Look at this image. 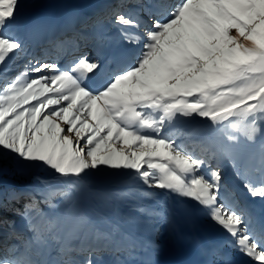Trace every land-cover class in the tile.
Instances as JSON below:
<instances>
[{
  "label": "snow or ice",
  "instance_id": "6c2138e0",
  "mask_svg": "<svg viewBox=\"0 0 264 264\" xmlns=\"http://www.w3.org/2000/svg\"><path fill=\"white\" fill-rule=\"evenodd\" d=\"M56 24L22 19L20 0H0V159L30 177L0 188V264H77L33 253L52 227L131 253L125 223L143 218L172 238L191 213L229 237L194 239L204 258L195 264H234L226 248L264 264V215L224 180L226 163L264 201V0H115L94 19L110 31L85 39L94 55L79 46L62 59L36 55L30 46ZM178 124L190 144L170 131ZM169 201L189 211L178 217ZM12 217L33 234L22 252L10 243L23 238ZM139 247L154 257L161 246ZM84 264H97L94 251Z\"/></svg>",
  "mask_w": 264,
  "mask_h": 264
},
{
  "label": "rangeland",
  "instance_id": "374dc122",
  "mask_svg": "<svg viewBox=\"0 0 264 264\" xmlns=\"http://www.w3.org/2000/svg\"><path fill=\"white\" fill-rule=\"evenodd\" d=\"M30 1H34V5L29 7V8H27L25 3H29ZM41 1H45V2H47V4H51V3L54 4V5L56 4V0H20V14H21V18L25 19V15H26V19L27 20L39 19V18H50V19L55 20L57 22V21H60V20L64 21V18L69 13H72V12H75V11H79V12L82 13L83 17H86L89 20H92L94 18L93 15H97L98 13H101L103 11L102 8L107 7L108 5H110L112 3H115V1L112 2V0H63L64 4L65 3L68 4V2H70V5H68L70 8L65 9L63 4H62L57 9H55L56 6L53 5V6H47V7H52V9L49 8L47 10H40L44 6V4ZM58 1L59 0H57V2ZM108 1H109V3L106 4ZM58 3H61V1L58 2ZM38 10H40V11H38ZM27 12L32 13L30 15V17H27L28 16L26 14ZM78 16H79V14H78ZM74 18H76V16ZM60 24L62 25V23H60ZM105 25H106V27H104V28H106V29H108V31H110L109 26L107 24H105ZM55 29H56V27H55ZM81 36H82V34L79 35V37H81ZM79 37L76 38V39L79 40ZM92 55H94V53H92ZM170 131H171V129H170ZM16 167H17V165H16V163L14 162L13 159H10L8 157H4V158L0 159V183L3 184V187H0V188L6 189L8 187H13V186L22 187V186H25L29 182L30 177L28 175H20V174H18V172L16 171ZM35 174L46 175L45 173H34V175ZM25 177H29L28 180H25L24 179ZM19 206L20 205H17V207H19ZM125 207H127V206H125ZM125 211H126V209H125ZM12 219L15 220L17 226H19L18 223L23 221L19 217H16V218L12 217ZM141 220H143V219H141ZM127 224L138 225L137 223L134 224V222H130V223H127ZM139 226L140 227H145V226H150V224L143 221V222H141L139 224ZM55 229H57V227H55ZM55 229H53L50 232H48L49 231L48 230L47 231L48 233L46 232V234H45V243H47L49 237L52 234H54V232H55L54 230ZM69 232H71V231H69ZM49 233H50V235H49ZM77 233L78 232H75V233L71 232L72 236H70V237H75V236L77 237L78 236V237L81 238L82 235L84 237V234L82 232L78 233V235H77ZM66 236H68V234H66ZM90 236L92 237V238L90 237V239H94L93 242H95V238H93L94 236L93 235H90ZM59 239H60V237H59ZM49 245H50V243L47 246H49ZM34 246H36V244H34ZM62 248H67V247H62ZM58 249L59 248H56V249L53 248V249H50V251H52V252H50V251L49 252L52 253L53 256H56V255H59V254L62 253L60 250L56 252V250H58ZM53 256H51V257H53ZM66 259H67V257H66ZM117 259H118V256H117ZM73 260H77V259H73ZM75 262H77V261H75Z\"/></svg>",
  "mask_w": 264,
  "mask_h": 264
},
{
  "label": "bare ground",
  "instance_id": "6f19581e",
  "mask_svg": "<svg viewBox=\"0 0 264 264\" xmlns=\"http://www.w3.org/2000/svg\"><path fill=\"white\" fill-rule=\"evenodd\" d=\"M159 198L162 199L163 198L162 195L160 197H158V199ZM171 203H172V201H171ZM172 204H173L174 209L179 210V212L177 214L178 217H183L189 211L186 209V206L183 204H179V203H172ZM125 209H126V211H125ZM128 212H129V210L127 207L121 206L120 215H122V216L127 215ZM141 219H143V218L137 219L135 222L138 223L139 221H141ZM143 220H146V219H143ZM146 221H148V220H146ZM16 227H18V226L16 225ZM206 228H210L212 230V232H214L216 234H220V235L223 234L222 229H220L218 226L213 224L211 221H209L205 218H203V219L200 218L199 213H191L190 222L182 225L181 229L178 231V233L175 237L169 238L168 233H167V238L169 240H172V242H175L177 248L183 249V248L187 247L188 245H191V242L194 239H198L200 236L205 234ZM146 230L147 229H145V228H140L138 225L127 224V223L124 224V231L127 232L128 234H130L135 240L140 239L141 241L139 242V244L142 242H145L144 238H145ZM67 231H71V229L68 228ZM90 237H91L90 235H88L87 237H85V235H84V237H82V240L78 239L77 241H74L71 244L72 245L75 244V247H76L75 250H78V248H82L81 245H84L87 247L86 249L88 251H94L97 264H134V262L120 263L117 259V255L114 252L109 251V249L106 247L95 245L94 244L95 242H93L94 239H90ZM57 240H59V238H57ZM139 244H137L138 248H135L133 250L134 253H142L144 251V249L139 247ZM69 247H67V248H69ZM61 248H62V246L59 247V249L56 250V252L59 251ZM67 248H65V249H67ZM88 251H84V253L75 252L72 255L80 254L81 258H80V260L77 259V260H73V261H77L78 264H84V261H85L86 257L88 256ZM50 252H52V251H50ZM50 254H51V256H53L52 253H50ZM68 255H71V254H66L64 256V258L66 259V257ZM147 255L152 257L151 254H147ZM156 256H157V259H161L163 262L166 260H169L167 255L159 254ZM73 258H75V257L73 256ZM152 258H154V257H152Z\"/></svg>",
  "mask_w": 264,
  "mask_h": 264
},
{
  "label": "trees",
  "instance_id": "16d2710c",
  "mask_svg": "<svg viewBox=\"0 0 264 264\" xmlns=\"http://www.w3.org/2000/svg\"><path fill=\"white\" fill-rule=\"evenodd\" d=\"M57 1V0H56ZM61 1H63V0H61ZM43 4H44V6H43V8H45V7H47V6H52L53 4L51 3V4H47V2H45V1H41ZM67 4V3H66ZM68 4L70 5V2H68ZM25 5H26V7L27 8H29V7H31V6H33L34 5V1H30L29 3H25ZM68 6V5H67ZM28 178L29 177H25L24 179L25 180H28ZM0 187H3V184H1L0 183Z\"/></svg>",
  "mask_w": 264,
  "mask_h": 264
}]
</instances>
